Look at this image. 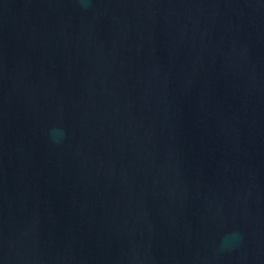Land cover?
Masks as SVG:
<instances>
[{
    "label": "water",
    "instance_id": "1",
    "mask_svg": "<svg viewBox=\"0 0 264 264\" xmlns=\"http://www.w3.org/2000/svg\"><path fill=\"white\" fill-rule=\"evenodd\" d=\"M0 264H264V0H0Z\"/></svg>",
    "mask_w": 264,
    "mask_h": 264
}]
</instances>
